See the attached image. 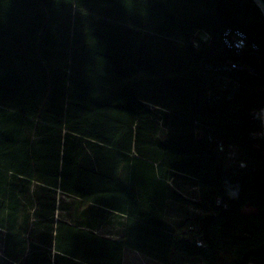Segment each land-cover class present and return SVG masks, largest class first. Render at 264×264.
Returning <instances> with one entry per match:
<instances>
[{"label":"trees","instance_id":"1","mask_svg":"<svg viewBox=\"0 0 264 264\" xmlns=\"http://www.w3.org/2000/svg\"><path fill=\"white\" fill-rule=\"evenodd\" d=\"M263 108L252 0H0V264H264ZM173 175L199 213L172 224ZM60 194L122 236L55 218Z\"/></svg>","mask_w":264,"mask_h":264},{"label":"rangeland","instance_id":"2","mask_svg":"<svg viewBox=\"0 0 264 264\" xmlns=\"http://www.w3.org/2000/svg\"><path fill=\"white\" fill-rule=\"evenodd\" d=\"M198 38L206 40L207 36L199 32ZM262 109L259 112H254L262 117ZM262 121V120H261ZM200 136V134H199ZM264 137L263 127L261 132L251 135L255 141ZM171 188L176 195L168 200V216L167 221L175 223L178 220L196 216L199 213L197 206L198 193L196 182L180 175H173L169 180ZM58 208L55 212V218L65 221L72 225H87L93 232L109 238H118L123 234V218L112 214L108 211L97 207L86 206L82 207L80 202L70 196L59 195ZM123 264H158L155 261L149 260L140 253L131 249H124ZM249 264H260L256 261H251Z\"/></svg>","mask_w":264,"mask_h":264},{"label":"built area","instance_id":"3","mask_svg":"<svg viewBox=\"0 0 264 264\" xmlns=\"http://www.w3.org/2000/svg\"><path fill=\"white\" fill-rule=\"evenodd\" d=\"M246 35L243 31L239 29H230L227 28L222 33V42L225 49L238 52L242 49L245 44ZM252 49L257 50V46L252 45ZM232 67H237L234 64H231ZM263 111V109H262ZM261 111V114H262ZM220 149V146H219ZM197 245L201 246L202 243L200 241L197 242Z\"/></svg>","mask_w":264,"mask_h":264},{"label":"water","instance_id":"4","mask_svg":"<svg viewBox=\"0 0 264 264\" xmlns=\"http://www.w3.org/2000/svg\"><path fill=\"white\" fill-rule=\"evenodd\" d=\"M252 1L257 5V7L260 9V11H261V13H262V15L264 17V0H252ZM262 117H261L262 126L264 127V108H263V111H262Z\"/></svg>","mask_w":264,"mask_h":264},{"label":"bare ground","instance_id":"5","mask_svg":"<svg viewBox=\"0 0 264 264\" xmlns=\"http://www.w3.org/2000/svg\"><path fill=\"white\" fill-rule=\"evenodd\" d=\"M263 118V117H262ZM263 134H264V127H263Z\"/></svg>","mask_w":264,"mask_h":264},{"label":"crops","instance_id":"6","mask_svg":"<svg viewBox=\"0 0 264 264\" xmlns=\"http://www.w3.org/2000/svg\"><path fill=\"white\" fill-rule=\"evenodd\" d=\"M123 254H124V252H123ZM122 264H123V261H122Z\"/></svg>","mask_w":264,"mask_h":264}]
</instances>
